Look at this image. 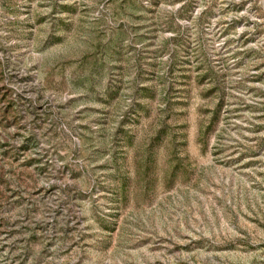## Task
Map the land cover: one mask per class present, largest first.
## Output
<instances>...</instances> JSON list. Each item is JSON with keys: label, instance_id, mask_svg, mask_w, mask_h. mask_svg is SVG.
I'll return each instance as SVG.
<instances>
[{"label": "rangeland", "instance_id": "1", "mask_svg": "<svg viewBox=\"0 0 264 264\" xmlns=\"http://www.w3.org/2000/svg\"><path fill=\"white\" fill-rule=\"evenodd\" d=\"M0 264H264V0H0Z\"/></svg>", "mask_w": 264, "mask_h": 264}]
</instances>
